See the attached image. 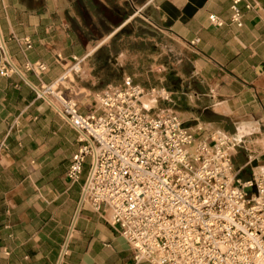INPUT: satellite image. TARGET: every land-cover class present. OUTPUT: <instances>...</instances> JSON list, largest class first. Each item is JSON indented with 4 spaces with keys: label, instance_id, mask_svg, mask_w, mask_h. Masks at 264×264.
I'll list each match as a JSON object with an SVG mask.
<instances>
[{
    "label": "crops",
    "instance_id": "1",
    "mask_svg": "<svg viewBox=\"0 0 264 264\" xmlns=\"http://www.w3.org/2000/svg\"><path fill=\"white\" fill-rule=\"evenodd\" d=\"M116 2L0 0V68L7 61L14 69L0 74V264H59L63 250L60 264H137L127 240L109 224L110 211L85 203L65 249L85 185L72 193L77 182L66 177L80 143L77 131L35 89L58 82L77 58L80 72L65 81L81 79L85 98L74 100L81 114L92 111L87 60L135 17L98 43V14L115 7L145 13L151 33L161 39L154 41L169 42L176 56L191 62L186 103L198 111L187 126L231 138L233 172L243 179L264 174V0L238 4L241 26L232 21L234 0ZM39 64L46 70L28 68Z\"/></svg>",
    "mask_w": 264,
    "mask_h": 264
},
{
    "label": "built area",
    "instance_id": "2",
    "mask_svg": "<svg viewBox=\"0 0 264 264\" xmlns=\"http://www.w3.org/2000/svg\"><path fill=\"white\" fill-rule=\"evenodd\" d=\"M241 1L232 5L239 26ZM209 20L222 26L215 15ZM80 63L75 58L70 72H80ZM13 71L7 61L0 68L2 76ZM60 85L41 90L78 133L66 177L78 182L91 158L84 203L110 211L109 224L137 264H264V174L243 179L233 172L231 138L203 126L193 130L177 114L151 113L143 97L169 100L170 94L164 88L146 94L131 77L97 93V109L85 115Z\"/></svg>",
    "mask_w": 264,
    "mask_h": 264
},
{
    "label": "rangeland",
    "instance_id": "3",
    "mask_svg": "<svg viewBox=\"0 0 264 264\" xmlns=\"http://www.w3.org/2000/svg\"><path fill=\"white\" fill-rule=\"evenodd\" d=\"M117 0H115L116 2ZM117 2L115 3L116 6ZM130 15H135L131 22L117 31L113 39L103 49H99L90 56L87 63L92 68L91 84L94 89L87 95L93 99L94 92L99 93L106 85L120 86L125 77H131L135 83L140 84L147 94L151 89H165L169 94V100L155 101L150 95L145 97L155 101L151 108L153 114L173 113L180 116L189 126L187 120L192 113L198 110L187 108L186 98L191 93H186V85L190 82L189 74L192 64L186 56H176L169 42L158 44L155 40L161 39L151 33L145 20V13H139L136 9L129 7L126 11L119 12L117 7L113 13L101 12L98 14L97 23L99 28L95 29L100 43L112 31L125 23ZM124 55L121 56L120 54ZM72 80V79H71ZM80 78L75 77L73 83L59 86L67 98L76 99L84 97L80 93ZM83 83L85 81H82ZM95 93V95H96ZM88 101V109H95V102ZM91 165V158L87 157L79 181L73 188L72 193H78L85 184ZM84 187V186H83ZM83 192V190H82Z\"/></svg>",
    "mask_w": 264,
    "mask_h": 264
},
{
    "label": "bare ground",
    "instance_id": "4",
    "mask_svg": "<svg viewBox=\"0 0 264 264\" xmlns=\"http://www.w3.org/2000/svg\"><path fill=\"white\" fill-rule=\"evenodd\" d=\"M66 75H69L70 78L73 76L70 71ZM59 84H66V82L64 81V78L63 77L58 82H56L55 84H53V88L54 89L57 88ZM39 90H41V89H39ZM40 97L46 98L48 101H50L51 103L55 104L58 107L57 101L55 99L50 98V97H46L44 91H42V90H41V93H40ZM142 102H143V105L145 106V108H147V109H151L152 106L155 103L154 100L148 99L146 97H143Z\"/></svg>",
    "mask_w": 264,
    "mask_h": 264
},
{
    "label": "water",
    "instance_id": "5",
    "mask_svg": "<svg viewBox=\"0 0 264 264\" xmlns=\"http://www.w3.org/2000/svg\"><path fill=\"white\" fill-rule=\"evenodd\" d=\"M2 45H3V48L5 49L3 42H2ZM7 56H8V55H7ZM8 58H9V57H8ZM10 63H11V62H10ZM14 68H15L16 70H18L15 66H14ZM33 87H34V86H33ZM34 88H35V87H34ZM35 89L37 90V92H38L39 94L41 93V91H40L39 89H37V88H35ZM84 197H85V194L83 193L82 198H81V201H80V203H79V205H78V208H77V211H76V214H75V217H74L73 223H72V225H71L70 231H69L68 236H67L65 249H66V247H67V245H68V242H69V239H70L71 233H72L73 228H74V225H75V221H76V219H77V217H78V215H79V213H80L81 207H82V205H83V203H84ZM64 252H65V250H63V253H62L61 258H60V262H61V260H62V258H63ZM60 262H59V264H60Z\"/></svg>",
    "mask_w": 264,
    "mask_h": 264
}]
</instances>
